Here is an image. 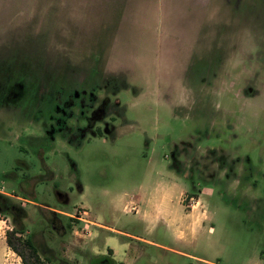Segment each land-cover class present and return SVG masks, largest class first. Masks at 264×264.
<instances>
[{"label": "rangeland", "instance_id": "rangeland-1", "mask_svg": "<svg viewBox=\"0 0 264 264\" xmlns=\"http://www.w3.org/2000/svg\"><path fill=\"white\" fill-rule=\"evenodd\" d=\"M77 1L0 0L3 264H264V0H244L236 50L213 33L181 72L154 9L95 63ZM171 188L173 233L139 215Z\"/></svg>", "mask_w": 264, "mask_h": 264}, {"label": "crops", "instance_id": "crops-1", "mask_svg": "<svg viewBox=\"0 0 264 264\" xmlns=\"http://www.w3.org/2000/svg\"><path fill=\"white\" fill-rule=\"evenodd\" d=\"M243 2L244 0H78L75 6L78 14L85 9H87L86 12H92H89L88 21H85V19L81 21V18L77 17V34L75 35L72 33L71 36L76 46V44L78 45L82 40L81 33L88 29V37L92 39L90 40L91 44L89 43V47L91 46V48L98 51L97 55L92 52V56H94L93 61L96 63L98 59V64L101 59L100 55H105L107 59H110L111 55L115 54V52L110 51V49L118 44L117 35L123 32L124 28L127 27L126 23H129L127 21H130L132 18L136 19L137 15H140V17L148 16V13L151 12L150 10L154 9L156 22H159L160 26L158 34L156 35V42L158 43L162 38V42H160L158 46L160 51L159 55L157 53V58H164L167 61L166 68L169 69V66L171 67V65H174L175 68H177V72H181L187 67L188 53L186 52L188 51L191 53L190 58L196 68L199 67V64L206 63V59L205 62H200L201 60L199 58L202 54L206 55V49H208V53L210 54V44L213 33H215L216 37H220L219 39L222 43L221 47L224 50V55L228 47H230V51L234 50V48L236 50L238 40L242 36L239 31V25H242V18L239 12L243 7ZM122 3V7L119 8L118 5ZM67 6H69V4ZM121 13H125L128 16L126 17V15L123 14L121 17ZM101 15L105 18V21L100 20ZM114 17L115 19H120V22L115 27L112 26L115 22L111 23V19ZM91 21L97 30L89 28L88 24ZM96 25L98 26L96 27ZM112 27H114V29H112ZM110 30H112L111 33ZM199 44L200 48L196 50V46ZM134 49L136 48L134 47ZM201 50H203V53H201ZM197 52L199 56H197ZM192 54L194 58L191 57ZM196 56L197 58L195 59ZM190 58L188 65L190 64ZM73 64L75 65V63ZM81 65L80 63L75 65V69L77 70L76 73L79 71ZM92 71L97 73L100 70L97 65H94ZM172 72H175L174 68ZM172 72L170 73L169 71V74H172ZM172 75H170L169 78ZM110 76V74L103 73L97 78L110 79ZM118 81H120V79H118ZM122 82L125 83L126 80ZM162 189H164V187ZM173 190H175V188L162 190L164 191L162 199L155 202L151 201L153 203L150 206L151 209L147 210V212L143 209V212L139 214L143 219L149 218L152 220L155 225H164L165 229L171 231V233L174 232L177 222L175 219L176 213L171 209V204L169 206L167 205V202L172 200L170 196ZM170 191H172V193ZM0 194L14 197L3 191H0ZM140 200L142 199L140 198ZM143 202L147 205L146 201ZM161 203H163L165 207L160 208L159 205ZM51 210L52 212H60L57 209ZM90 223L92 224V222ZM131 238L138 242L146 243V240L141 237L131 236ZM7 251L8 243L6 239L0 235V264H3ZM114 251V262L116 264L132 263L128 258H120V253L116 250Z\"/></svg>", "mask_w": 264, "mask_h": 264}, {"label": "trees", "instance_id": "trees-1", "mask_svg": "<svg viewBox=\"0 0 264 264\" xmlns=\"http://www.w3.org/2000/svg\"><path fill=\"white\" fill-rule=\"evenodd\" d=\"M0 199L6 200L8 198L5 195L0 194ZM13 234H14V231L8 234L7 242H8L9 247H11L15 252H18V250L14 246V243H12V240H10V235H13ZM26 243L28 244V247L31 248V251L36 254L37 250L33 244V241L31 239H28ZM38 263L39 264H58L52 260H47V262H41L40 260H38ZM25 264H28V263L25 261Z\"/></svg>", "mask_w": 264, "mask_h": 264}]
</instances>
